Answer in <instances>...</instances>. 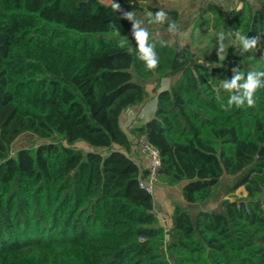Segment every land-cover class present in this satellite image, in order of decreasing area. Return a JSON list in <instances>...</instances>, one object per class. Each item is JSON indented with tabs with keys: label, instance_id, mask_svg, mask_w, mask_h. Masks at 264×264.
Returning <instances> with one entry per match:
<instances>
[{
	"label": "trees",
	"instance_id": "16d2710c",
	"mask_svg": "<svg viewBox=\"0 0 264 264\" xmlns=\"http://www.w3.org/2000/svg\"><path fill=\"white\" fill-rule=\"evenodd\" d=\"M100 1L0 0V264H264V88L255 107L226 109L215 81L232 70L152 35L159 65L147 70L131 23ZM205 13L225 38L264 33L250 0ZM133 76L155 78V106L123 125L149 97ZM25 133L43 142L12 153ZM140 136L158 152V181L180 185L183 202L210 201L227 177L236 180L225 194L245 196L222 200L221 212L173 205L164 228L138 185Z\"/></svg>",
	"mask_w": 264,
	"mask_h": 264
},
{
	"label": "rangeland",
	"instance_id": "374dc122",
	"mask_svg": "<svg viewBox=\"0 0 264 264\" xmlns=\"http://www.w3.org/2000/svg\"><path fill=\"white\" fill-rule=\"evenodd\" d=\"M250 2L254 8H261L264 10V7H263L264 4L261 1L250 0ZM148 13L149 12L144 10V11L137 12L135 14L137 15V17L146 18ZM208 21L209 20H208L207 14L201 11L200 13L197 14L195 19L192 18L191 26L193 25V29L187 30L185 32H179V36L174 37L173 33H169L168 30L163 28L164 24H156L154 25V28L152 30L149 29V31L151 32V35L155 38L162 39L170 44L178 45L180 47L179 52L182 51L181 47L187 46L190 50L194 51L201 58L203 62H206L207 64H210L213 66H220L230 71L235 67H241L242 70L246 73L250 70L264 71V33L261 36L260 46L257 49H254L251 52L245 53L243 55H240L239 53L238 42L233 43L234 39L224 38L223 40L224 51L220 53V55H217V49H218L219 44L221 43V41L219 40V36L222 33L221 31H218V32L213 31L210 28V24L208 23ZM149 26L151 25L146 24L147 28ZM133 79L141 81L140 83L143 85V87L148 93L149 97L147 101L144 102L143 105H140L138 108V109H141L142 111H145V113L147 114L149 113L148 111L151 108H154L155 106V100L153 99L150 100V98H152L153 96L152 90H153V86H155V78L148 80V81H142L139 78H135V76H133ZM171 80L172 79H169V81ZM222 80L223 78L221 76L216 77V81L214 80L216 82L215 83L216 89L223 90L220 87V81ZM166 85H167V80H164L162 82V86H166ZM132 109H135V108L130 107L127 110L129 112ZM137 113L138 111L132 112V114L131 113L126 114L128 116L123 117V121H124L123 125L129 117H132V115L136 117L135 121L137 122H139L140 120L144 118L142 116H139ZM127 135L129 137V132H127ZM42 142H43L42 140H38L36 137H34L33 135L29 133L22 134L15 140L12 146V153L22 148L36 147ZM235 180L236 178L227 177L226 180L221 182L218 190L221 187L222 188L224 187L227 190V188L231 186ZM226 190L220 197L221 201L231 200V199L233 200L234 198L241 199L245 195V193H242V190H243L242 187L237 189L233 194L226 195L225 194ZM175 196L177 195L173 193V198H175ZM179 197H180V193H179ZM159 205L160 204H157L158 208L160 207ZM217 206H218V202L215 204V209L217 208ZM164 210L165 209H163V212L157 211V213L160 214L159 216L161 218V223L163 225L166 224V222L168 221V219H166V216L164 215Z\"/></svg>",
	"mask_w": 264,
	"mask_h": 264
},
{
	"label": "clouds",
	"instance_id": "9594fccd",
	"mask_svg": "<svg viewBox=\"0 0 264 264\" xmlns=\"http://www.w3.org/2000/svg\"><path fill=\"white\" fill-rule=\"evenodd\" d=\"M109 6L112 11L119 12L120 18L131 23V36L135 41V51L137 59L142 61L147 70H154L159 65V57L155 50V44L150 42V32L147 25L168 24V32L175 33L179 31L175 21H170L168 15L163 10H158L155 13H148L146 18L137 17L133 11H124L116 0H109ZM239 10V9H237ZM116 33L120 36V30L115 25H110ZM158 35V34H157ZM228 35L234 37L233 43L238 42L239 53L243 55L251 52L260 46V36L252 37L245 36L239 31L229 32ZM225 35L222 33L219 36L221 43L217 49V55L224 51L223 40ZM127 38L122 37L120 40V47H123ZM220 87L229 93L226 105H221L224 108H231L233 105L237 108L247 106L249 108L255 107V93L258 89L264 88V71L250 70L244 73L235 67L232 69L231 78H225L220 81Z\"/></svg>",
	"mask_w": 264,
	"mask_h": 264
},
{
	"label": "crops",
	"instance_id": "0c3cea01",
	"mask_svg": "<svg viewBox=\"0 0 264 264\" xmlns=\"http://www.w3.org/2000/svg\"><path fill=\"white\" fill-rule=\"evenodd\" d=\"M138 2L143 6L141 11H144L146 7H151L153 9H158V10H163L165 11H170L174 10L177 12V20L175 21L179 31L173 33V36H179V32H185L187 30L193 29V25L191 26L192 23V18L195 19L198 13L203 11L205 13V7L209 4H215L220 7H223L224 9L231 10L239 5L240 0H138ZM146 11V10H145ZM148 12V11H147ZM150 13V12H149ZM206 14V13H205ZM208 16V14H207ZM154 25L149 26L148 29H153ZM164 28V27H163ZM135 109H132L128 112L126 110L124 112V117H127L129 114L132 112H137L138 115L144 117L143 119H147L151 113L153 108H151L148 112L145 113V111H142L141 109H138L139 106L134 107ZM145 114V115H144ZM136 117L132 115V117H129L128 120L126 121L125 125L128 124L130 121L134 120ZM134 160L136 161V164L141 168L145 169L147 167V162L146 159L143 157L141 153H137L136 156L133 157ZM242 193H245L244 188H242ZM226 189L225 188H220L218 192L216 193L215 196H213L210 201L205 202L203 204H197V205H190L182 200H180L179 193H180V185L174 186V187H165L163 186L160 182L156 184L153 197H154V204H153V211L157 215L160 224L164 228L169 227V219L170 215L172 212V207L173 205H179L183 209L189 211L192 215H195L199 211H217L221 212L222 209L220 207V197L224 193ZM173 193L177 196L173 198ZM244 195V194H243ZM217 196V197H216ZM216 197V198H215ZM225 197V196H224ZM223 197V199H224ZM232 200V199H231ZM218 202V206L215 209V204ZM157 204H160L159 208L157 207ZM165 204V206H164ZM164 210V215L166 216V219L168 221L166 224L161 223V218L160 214L158 212H163ZM167 210V211H166Z\"/></svg>",
	"mask_w": 264,
	"mask_h": 264
},
{
	"label": "built area",
	"instance_id": "2783aa9c",
	"mask_svg": "<svg viewBox=\"0 0 264 264\" xmlns=\"http://www.w3.org/2000/svg\"><path fill=\"white\" fill-rule=\"evenodd\" d=\"M138 147L140 153L143 155L147 162V176L146 178L141 179L138 185L147 193L153 194L155 186L158 183V171L160 167L158 152L146 141L145 136H140V138L138 139Z\"/></svg>",
	"mask_w": 264,
	"mask_h": 264
},
{
	"label": "water",
	"instance_id": "95a60500",
	"mask_svg": "<svg viewBox=\"0 0 264 264\" xmlns=\"http://www.w3.org/2000/svg\"><path fill=\"white\" fill-rule=\"evenodd\" d=\"M100 1V0H99ZM103 5H105V4H108L109 3V1L108 0H101L100 1ZM178 51H180V50H178Z\"/></svg>",
	"mask_w": 264,
	"mask_h": 264
}]
</instances>
